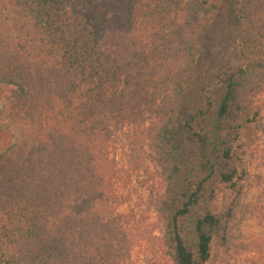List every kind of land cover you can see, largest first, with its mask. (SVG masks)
Segmentation results:
<instances>
[{"label":"trees","instance_id":"obj_1","mask_svg":"<svg viewBox=\"0 0 264 264\" xmlns=\"http://www.w3.org/2000/svg\"><path fill=\"white\" fill-rule=\"evenodd\" d=\"M263 91L264 0H0V264H129L111 149L149 117L158 241L206 264Z\"/></svg>","mask_w":264,"mask_h":264},{"label":"rangeland","instance_id":"obj_2","mask_svg":"<svg viewBox=\"0 0 264 264\" xmlns=\"http://www.w3.org/2000/svg\"><path fill=\"white\" fill-rule=\"evenodd\" d=\"M255 102L260 115L252 137H242L236 151V186L219 187L213 204L221 222L206 264H264V91ZM146 119L143 133L127 126L111 149L117 182L114 209L125 225L145 228L148 235L149 240L132 249L129 264H174L171 252L158 241L165 231L158 212L165 181L151 142L155 133H148L158 123L154 117Z\"/></svg>","mask_w":264,"mask_h":264}]
</instances>
